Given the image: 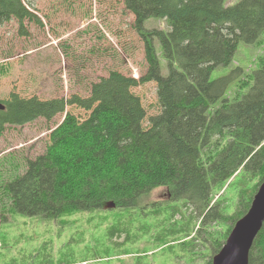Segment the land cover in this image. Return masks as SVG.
<instances>
[{
  "label": "trees",
  "instance_id": "obj_1",
  "mask_svg": "<svg viewBox=\"0 0 264 264\" xmlns=\"http://www.w3.org/2000/svg\"><path fill=\"white\" fill-rule=\"evenodd\" d=\"M123 1L143 40V74L110 70L83 97L45 99L12 90L0 100V134L7 125L49 121L65 112L44 152L25 159L24 171L4 183L8 212L47 221L82 211L116 212L105 238L122 240L97 242L99 252L89 246L83 262L124 264L129 255L133 264H178L196 257L211 264L264 180V60L255 61L230 97L229 83L241 70L216 79L210 74L231 62L239 41L262 42L264 0ZM150 17L166 20L168 30L144 28ZM12 19L22 35L25 20L43 25L26 0H0V26ZM148 82L156 91L151 115L132 90ZM159 187L167 190V199L141 202ZM110 201L114 206L106 207ZM41 264L53 261L44 258ZM248 264H264V220Z\"/></svg>",
  "mask_w": 264,
  "mask_h": 264
},
{
  "label": "rangeland",
  "instance_id": "obj_2",
  "mask_svg": "<svg viewBox=\"0 0 264 264\" xmlns=\"http://www.w3.org/2000/svg\"><path fill=\"white\" fill-rule=\"evenodd\" d=\"M26 1L43 25L25 20V35L19 33L15 19L0 26V100L12 90L45 99L67 98L72 94L83 97L88 95L90 83L106 76L110 70L135 78L146 70L143 40L133 26L134 15L126 9L123 0ZM236 1L225 0L224 4ZM168 27L164 19L150 17L144 21L146 29L168 30ZM154 44L160 72L165 75L166 62L158 41L154 40ZM260 57L264 60V35L260 44L239 41L231 62L216 66L210 78L228 75L239 68L241 71L230 81L226 93L228 97L233 96ZM132 90L140 96L148 115L156 112L153 82ZM246 90L247 87L242 88V92ZM65 110L79 111L73 106H66ZM64 115L65 112L58 113L49 121L40 117L21 126L7 125L0 134V216L6 214L5 222L0 225V264H41L44 258L51 259L53 264L59 260L64 264H94L83 261L89 259L92 251H100L97 242L110 243L123 238L117 235L105 238L106 227L115 218L116 212L112 211H82L50 221L18 213L11 216L8 212L9 197L3 189L4 183L24 171L25 159L44 152L50 131ZM165 199L167 190L159 187L141 202ZM61 219L70 222L63 223ZM144 244L140 242L138 247ZM89 246L93 249L90 252ZM123 263L134 262L128 255L123 257ZM203 263L201 257H196L192 262L182 258L178 264Z\"/></svg>",
  "mask_w": 264,
  "mask_h": 264
},
{
  "label": "water",
  "instance_id": "obj_3",
  "mask_svg": "<svg viewBox=\"0 0 264 264\" xmlns=\"http://www.w3.org/2000/svg\"><path fill=\"white\" fill-rule=\"evenodd\" d=\"M4 104L0 102V109ZM106 207H113L110 201ZM264 220V180L258 186L248 210L236 220L220 250L211 258V264H248V253L253 239Z\"/></svg>",
  "mask_w": 264,
  "mask_h": 264
}]
</instances>
